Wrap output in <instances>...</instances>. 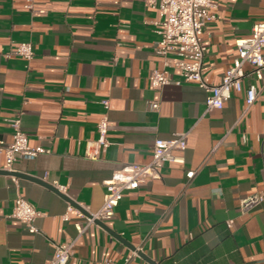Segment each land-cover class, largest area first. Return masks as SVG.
Instances as JSON below:
<instances>
[{"label":"crops","instance_id":"crops-1","mask_svg":"<svg viewBox=\"0 0 264 264\" xmlns=\"http://www.w3.org/2000/svg\"><path fill=\"white\" fill-rule=\"evenodd\" d=\"M26 3L0 0V140H12L9 119L19 115L29 145L47 152L18 159L13 171L0 153L7 171L0 172V264H47L55 243L76 236L74 211L63 218L68 202L96 211L115 169L148 163L156 138L180 132L184 161L125 190L106 226L79 236L67 264H264V211L239 206L264 191V75L245 78L258 89L249 107L244 91H232L222 108L207 110V93L194 82L151 86L154 69L173 80L180 74L156 52L164 17L147 0ZM209 12L217 18L202 33V74L215 85L236 56L235 40L264 19V0H214ZM23 41L33 45L29 61L12 53ZM103 99L106 148L92 143ZM18 195L39 211L38 232L10 215Z\"/></svg>","mask_w":264,"mask_h":264},{"label":"built area","instance_id":"built-area-1","mask_svg":"<svg viewBox=\"0 0 264 264\" xmlns=\"http://www.w3.org/2000/svg\"><path fill=\"white\" fill-rule=\"evenodd\" d=\"M31 2L32 0H27L25 6L31 8ZM147 4L157 9L164 17L156 30L159 34L156 52L163 57L164 67H175L180 74V80H173L165 68L154 69L149 75L153 88H161L172 82L176 84L182 81L194 82L207 93V110L222 108L232 91H244L247 107L255 101L258 89L253 83L245 84V78L254 76L261 79L264 75V19L253 24L250 36L235 40L236 56L224 72L220 83L213 85L207 83L202 74L206 50L202 33L206 23L217 18L215 14L209 12V9L214 6V0H147ZM12 53L29 61L34 56L33 45L30 41L20 42ZM171 56L174 59H170ZM102 104L106 111L97 123L98 139L92 143L106 148L110 143L107 139L108 99H103ZM157 106L156 102L152 104L153 108ZM9 125L12 128V140L9 142L0 140V153L4 154L6 170L13 171L14 163L18 159H32L40 153L47 152V149L42 146L29 145L28 135L21 127L19 115L9 119ZM186 135L187 133L180 132L167 139L156 138L152 147V158L148 163H125L115 169L104 181L103 202L96 211H90L87 207L76 209L71 202H68L63 218L68 219L69 212L74 211L71 217L75 219L76 236L64 242L55 243L51 259L47 264H67L79 236L90 225H100L99 222L105 223L109 220L125 190L138 188L147 181L158 178L160 169L167 162H183ZM193 174L194 171L187 172L189 178ZM13 180L16 181V178L13 177ZM53 186L65 194V185L54 182ZM239 206L242 211H248L254 207L264 211V191L242 197ZM39 214L34 205L19 195L15 198L10 213L12 217L22 220L31 233L38 232L34 221ZM139 250H134L133 255H136ZM128 260L129 258L126 262ZM103 264L114 263L104 261Z\"/></svg>","mask_w":264,"mask_h":264},{"label":"water","instance_id":"water-1","mask_svg":"<svg viewBox=\"0 0 264 264\" xmlns=\"http://www.w3.org/2000/svg\"><path fill=\"white\" fill-rule=\"evenodd\" d=\"M0 172L6 173L7 171L0 170ZM12 174H14V175H16V176H20V177H28L27 175L22 174V173H15V172H12ZM29 178H31V177H29ZM33 179L36 180V181H38V182H40V183H42V184H44V185H47L48 187H50V188H52V189H54L53 187H51L50 185H48L47 183H45V182H43V181H41V180H39V179H36V178H33ZM68 200H69V199H68ZM70 202H71V201H70ZM99 224H100L101 226H106L105 223H102V222H99ZM149 263H150V264H157V263H155L154 261H152L151 259H149Z\"/></svg>","mask_w":264,"mask_h":264}]
</instances>
